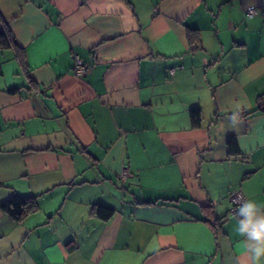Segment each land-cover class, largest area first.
<instances>
[{"label":"crops","instance_id":"crops-1","mask_svg":"<svg viewBox=\"0 0 264 264\" xmlns=\"http://www.w3.org/2000/svg\"><path fill=\"white\" fill-rule=\"evenodd\" d=\"M6 29L0 264L246 259L228 197L264 203V0H0Z\"/></svg>","mask_w":264,"mask_h":264},{"label":"trees","instance_id":"trees-1","mask_svg":"<svg viewBox=\"0 0 264 264\" xmlns=\"http://www.w3.org/2000/svg\"><path fill=\"white\" fill-rule=\"evenodd\" d=\"M187 38L192 50L199 48V36L198 32L193 29L187 30ZM0 47L1 48H14L18 46L15 42L13 35L9 30H5L0 33ZM256 111L264 114V94H262L256 103ZM254 111L240 112V115H250ZM190 119L193 127H199L201 122V112L199 109H192L190 111ZM231 139V143H232ZM1 210L7 214L12 220L16 222L23 221L30 214L35 213L38 210V204L35 197H14L10 201L1 205ZM114 213L113 209L105 206H95L94 214L101 220L109 219Z\"/></svg>","mask_w":264,"mask_h":264},{"label":"clouds","instance_id":"clouds-1","mask_svg":"<svg viewBox=\"0 0 264 264\" xmlns=\"http://www.w3.org/2000/svg\"><path fill=\"white\" fill-rule=\"evenodd\" d=\"M234 215L236 232L242 237L237 251L246 257L240 264H264V203L245 199L238 204Z\"/></svg>","mask_w":264,"mask_h":264},{"label":"built area","instance_id":"built-area-1","mask_svg":"<svg viewBox=\"0 0 264 264\" xmlns=\"http://www.w3.org/2000/svg\"><path fill=\"white\" fill-rule=\"evenodd\" d=\"M253 14V11L250 10L248 11V15H252ZM84 65L81 61V59L75 55L74 56V66H73V72L76 76H81L84 72ZM172 73V71H171ZM128 175V171L126 169L122 170V172L120 173L119 175V178L121 180H125L126 177ZM228 201L230 203V210H229V214L231 216H234V213H235V210L236 208L238 207V204L239 203H242L244 201V198L243 196L241 195V193L239 192H236V193H231L228 197Z\"/></svg>","mask_w":264,"mask_h":264}]
</instances>
